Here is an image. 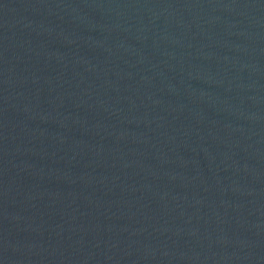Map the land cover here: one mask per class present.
<instances>
[{
	"label": "water",
	"instance_id": "1",
	"mask_svg": "<svg viewBox=\"0 0 264 264\" xmlns=\"http://www.w3.org/2000/svg\"><path fill=\"white\" fill-rule=\"evenodd\" d=\"M0 264H264V0H0Z\"/></svg>",
	"mask_w": 264,
	"mask_h": 264
}]
</instances>
